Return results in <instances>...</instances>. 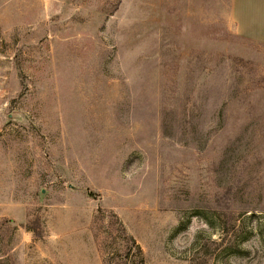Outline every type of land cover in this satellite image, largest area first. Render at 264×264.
Here are the masks:
<instances>
[{"label": "rangeland", "instance_id": "374dc122", "mask_svg": "<svg viewBox=\"0 0 264 264\" xmlns=\"http://www.w3.org/2000/svg\"><path fill=\"white\" fill-rule=\"evenodd\" d=\"M235 1L0 0V264H264Z\"/></svg>", "mask_w": 264, "mask_h": 264}, {"label": "crops", "instance_id": "0c3cea01", "mask_svg": "<svg viewBox=\"0 0 264 264\" xmlns=\"http://www.w3.org/2000/svg\"><path fill=\"white\" fill-rule=\"evenodd\" d=\"M252 4L250 0H236L234 16L243 35L254 40H264V7L263 10H259L258 16V13L252 12L258 9Z\"/></svg>", "mask_w": 264, "mask_h": 264}, {"label": "trees", "instance_id": "16d2710c", "mask_svg": "<svg viewBox=\"0 0 264 264\" xmlns=\"http://www.w3.org/2000/svg\"><path fill=\"white\" fill-rule=\"evenodd\" d=\"M226 233H228V232H226Z\"/></svg>", "mask_w": 264, "mask_h": 264}]
</instances>
